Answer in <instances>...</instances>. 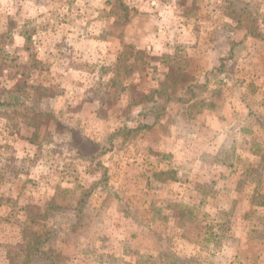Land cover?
<instances>
[{"label": "rangeland", "instance_id": "1", "mask_svg": "<svg viewBox=\"0 0 264 264\" xmlns=\"http://www.w3.org/2000/svg\"><path fill=\"white\" fill-rule=\"evenodd\" d=\"M223 6L0 0V264H264V40Z\"/></svg>", "mask_w": 264, "mask_h": 264}, {"label": "trees", "instance_id": "2", "mask_svg": "<svg viewBox=\"0 0 264 264\" xmlns=\"http://www.w3.org/2000/svg\"><path fill=\"white\" fill-rule=\"evenodd\" d=\"M224 3L223 6V14L228 17L229 19L233 20L236 23V29L237 30H244L246 32V36L250 38H254L260 41L264 40V33L260 29V25L258 23V17L254 15L253 10L242 8L240 6L239 0H222ZM246 39H244L241 42H238L234 44V47L241 46L245 42ZM179 101H182V98H178ZM18 102H8L7 100L3 103H0L1 106H17L23 107L21 103ZM157 108V112L155 115L156 121L161 117V106L152 107V109ZM27 111H29V114L34 115L35 117H47V118H54L56 119V114L53 111H43L38 110L36 108H28L24 107ZM30 116V115H28ZM149 125L147 124H141L138 127L135 128H129L124 127L121 128L114 133L110 134L108 141L106 142V146H103L101 150H96L98 148V145L94 143L91 139H79L75 140V137H72V141L74 145L80 146V154L83 158H85L88 161H94L97 157L100 155H103L107 153L109 150H111L113 146V141L119 137H122L123 141H128L130 138H135L139 133H141L142 130L148 129ZM73 135V134H72ZM77 139V138H76ZM78 141V142H77ZM78 148V147H77ZM95 154V155H93ZM94 189V187H92ZM50 239V235L45 236L44 239L38 238L35 241V249H34V255L38 257L39 260L49 262L50 264L56 263V257L55 253L52 249H46L45 243Z\"/></svg>", "mask_w": 264, "mask_h": 264}]
</instances>
